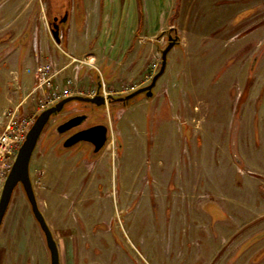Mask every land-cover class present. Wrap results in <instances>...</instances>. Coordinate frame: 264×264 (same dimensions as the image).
I'll use <instances>...</instances> for the list:
<instances>
[{
  "label": "rangeland",
  "instance_id": "374dc122",
  "mask_svg": "<svg viewBox=\"0 0 264 264\" xmlns=\"http://www.w3.org/2000/svg\"><path fill=\"white\" fill-rule=\"evenodd\" d=\"M74 1L35 0L62 26ZM31 2L0 0V64L41 46L29 24L40 9ZM171 2L189 45L174 49L176 67L159 78L158 96L96 107L85 125L110 127L98 153L88 142L66 148L67 135L55 131L80 111L83 104L74 102L50 119L35 149L31 180L60 264H264V0ZM228 31L229 41L222 40ZM168 43L165 37L163 48ZM160 67L161 60L132 81L106 86L105 94L147 86ZM247 84L256 87L251 99ZM175 85L179 107L161 91ZM39 97L33 93L22 115L36 110ZM1 242L12 254L29 252L36 264L43 245L50 255L22 185Z\"/></svg>",
  "mask_w": 264,
  "mask_h": 264
},
{
  "label": "crops",
  "instance_id": "0c3cea01",
  "mask_svg": "<svg viewBox=\"0 0 264 264\" xmlns=\"http://www.w3.org/2000/svg\"><path fill=\"white\" fill-rule=\"evenodd\" d=\"M31 1L34 10L40 9L35 18L32 14L29 24L34 23L30 27H34L36 40L41 46L28 49L23 60L20 50L18 56H7L0 64L1 86L6 82L8 86H12L11 82L15 86L14 90L9 87L7 92L0 87V130L4 125V115L9 110L24 114V103L27 104L36 93L34 90L40 71L47 64L51 65L57 84L68 96H91L92 91L93 96L100 87L101 94L106 96V86L132 81L150 65L160 60L162 62L165 37L168 41L170 35L178 37V43L168 54L170 59L168 61L167 58L165 73L176 67L178 48L189 45L182 29L174 22L175 4H170L169 0H76L68 26L60 25L61 18H53L43 5L39 7L35 0ZM167 6H170L169 10ZM228 33L222 35L221 39L228 40ZM42 36L46 38L48 46L43 45ZM175 48L178 49L176 52ZM45 62L48 63L44 65ZM72 85L74 92L70 91ZM245 88L251 99L256 87L250 89L247 84ZM161 91L167 95L172 107H179L181 98L176 85L164 87ZM159 92L155 86L153 96H158ZM14 246L17 247V243ZM41 253L42 259L38 264H48L51 254L47 257L44 245ZM11 254L10 249L1 242L0 264H36L29 252L20 253L16 248L13 258L9 257Z\"/></svg>",
  "mask_w": 264,
  "mask_h": 264
},
{
  "label": "water",
  "instance_id": "95a60500",
  "mask_svg": "<svg viewBox=\"0 0 264 264\" xmlns=\"http://www.w3.org/2000/svg\"><path fill=\"white\" fill-rule=\"evenodd\" d=\"M177 43L178 37L170 35L168 46L162 51V62L160 70L153 77L152 82L149 85L141 87L126 96L118 98L114 97L111 94L107 96L102 95L100 87L97 93L92 97L81 95L70 96L64 98L54 106L44 110L39 114L31 129L29 130L25 141L19 149L15 162L3 185L0 196V229L4 222V218L7 214L8 208L11 204L14 192L19 185H22L31 204L32 212L45 234L47 246L51 254V264H60V252L58 244L39 207L30 175V165L32 157L45 127L50 122V119L52 117L62 113L65 110L66 106L74 101L92 103L97 105V107H101L106 105L107 102L111 103L113 101H119L127 104L131 99H133L140 93H146L148 97L153 96V89L155 88L158 79L166 71L168 54ZM87 118L88 115H79L69 119L57 128L58 134L61 136L69 133V131L73 128L82 125V123H84ZM108 137L109 127L105 124H97L76 132L65 140L64 146L66 148H69L80 142H88L94 146V152L98 153L106 146Z\"/></svg>",
  "mask_w": 264,
  "mask_h": 264
},
{
  "label": "built area",
  "instance_id": "2783aa9c",
  "mask_svg": "<svg viewBox=\"0 0 264 264\" xmlns=\"http://www.w3.org/2000/svg\"><path fill=\"white\" fill-rule=\"evenodd\" d=\"M156 68L157 65H154V69ZM55 77L50 64L40 71L34 91H40L41 97L37 99V108L32 114L21 115L18 110H9L4 115V125L0 130V188L3 187L17 153L38 114L68 96L67 92L60 90Z\"/></svg>",
  "mask_w": 264,
  "mask_h": 264
},
{
  "label": "flooded vegetation",
  "instance_id": "af4514ba",
  "mask_svg": "<svg viewBox=\"0 0 264 264\" xmlns=\"http://www.w3.org/2000/svg\"><path fill=\"white\" fill-rule=\"evenodd\" d=\"M55 25H56V24H55ZM115 97H116V96H115ZM116 98H118V97H116ZM76 102H80V103L83 104V106L80 107V108H81L80 111L75 112V113H73L72 115L68 116L67 118L61 120L60 124H59L58 126H56V128H55V131H56V132H57V128H58L62 123H65L66 121H68L69 119H71V118H73V117H75V116H79V115H86V116H87V115H88L87 120L90 119L92 113H94V111H95V109H96V107H97V105L92 104V103L81 102V101H76ZM117 102H119V101H113V102H111L110 104H115V103H117ZM119 103H121L122 105H125V106L128 104V103H127V104H124L123 102H119ZM104 106H106V105H104ZM87 120H86V121H87ZM86 121H85L84 123H82V125H79V126L73 128L72 130L69 131V133L65 134V135H67V136H65V138H64V140H63L62 143L64 144L65 140H66L67 138H69L70 136H72L73 134H75L76 132L81 131V130L86 129V128H89V127H91V126L97 125V124H94V125L86 126V125H85ZM99 124H101V123H99ZM57 133H58V132H57ZM61 136H64V135H61Z\"/></svg>",
  "mask_w": 264,
  "mask_h": 264
}]
</instances>
